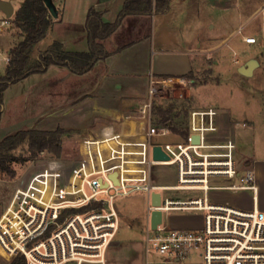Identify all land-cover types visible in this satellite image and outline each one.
Here are the masks:
<instances>
[{"label":"built area","instance_id":"obj_1","mask_svg":"<svg viewBox=\"0 0 264 264\" xmlns=\"http://www.w3.org/2000/svg\"><path fill=\"white\" fill-rule=\"evenodd\" d=\"M7 26L12 23L5 17L0 32ZM244 41L256 43L254 37ZM172 80L150 75L147 100L127 117L142 122L141 129L131 132L126 122L114 124L84 139L81 159L69 172L54 162L15 190L0 218V248L11 259L108 264L121 222L117 200L144 194L147 257L183 264L197 253L203 264H264L263 188L252 169L239 168L235 140L218 136V111L192 110L181 143H158L181 136L170 126L156 127L153 118L154 102ZM193 136L200 142L193 143ZM156 146L168 161L154 159ZM165 166L177 168L176 185L154 183V169ZM154 193L161 195L158 207L152 204ZM154 211L162 213L156 230L151 227Z\"/></svg>","mask_w":264,"mask_h":264},{"label":"rangeland","instance_id":"obj_2","mask_svg":"<svg viewBox=\"0 0 264 264\" xmlns=\"http://www.w3.org/2000/svg\"><path fill=\"white\" fill-rule=\"evenodd\" d=\"M12 1L16 7H21L23 3V0ZM123 1L111 0L109 4L101 6L100 0H69L65 22L55 25L54 32H50L47 38L35 47L32 59H36L47 48L54 36L62 33L67 34L68 37L76 35L79 38L76 43L68 44L69 49L72 47L84 49L85 38H82L81 31L85 30L82 22L85 20L86 8L93 5L98 6L96 10L94 9L95 11L98 8L107 10L108 21L113 20L114 15H119L123 9ZM4 18L5 14L0 10V21ZM55 19L53 17V22ZM258 25L259 21L253 19L249 22L248 29L254 32ZM159 31L158 27V33ZM253 34L259 36L256 32ZM19 35L18 30L8 26L5 32H0V75L6 71L8 64L5 59L8 58L9 50L22 40ZM254 53L255 51L250 50L232 58L230 56L233 53L230 54L227 66L222 65L226 67L223 69L224 80L216 75L214 59L208 62L206 58L195 68L191 77L173 78L168 87L157 96L154 102L153 118L155 126L159 128L164 126L166 120H169L171 126L181 131V136L163 138L158 143L162 145L181 143L186 136L190 112L198 108H215L221 113L218 120L222 115L226 119L233 120L234 130L230 131L227 127L225 132L219 131L218 136L224 138L232 133L237 145L239 168L245 170L249 160L253 157L258 158L257 147L255 148L251 138L250 140L246 137L249 128L243 127L248 110L245 109L240 92H235L238 87L248 86L252 79L240 76L239 72L231 78L232 70L229 71V66L231 68L236 66L235 60L238 59L242 63L247 55ZM65 69L68 70L66 74L57 68H52L45 74L36 75L27 81L10 86L3 94L0 141L21 130L58 132L59 135L55 141L38 149L33 148L26 141L12 152L15 157L12 163L14 176L0 173V218L9 206L15 190L31 175L54 162L66 173L69 172L81 159L80 148L84 139L99 135L114 124L133 121L127 120V117L135 115L138 106L147 100L148 79L147 81L143 79L141 86H134L135 89L140 88L141 93L135 96L133 91L125 96L124 90L114 87L112 79L100 78L98 68L87 76L75 75L69 69ZM114 101L119 104H111ZM154 177L155 184L176 185L177 168L175 166L156 167ZM116 206L120 212L121 222L119 231L108 250V264H147V260L151 264H159V258L156 255L150 254L147 257L146 253V196L137 194L119 198ZM190 220L182 218L183 222ZM17 257L11 259L0 248V264H12ZM183 264H203V261L196 253Z\"/></svg>","mask_w":264,"mask_h":264},{"label":"crops","instance_id":"obj_3","mask_svg":"<svg viewBox=\"0 0 264 264\" xmlns=\"http://www.w3.org/2000/svg\"><path fill=\"white\" fill-rule=\"evenodd\" d=\"M5 1L13 4L15 13L19 10L20 7H16L12 0ZM126 1L124 0L123 4ZM157 1L153 0L150 14L125 17L117 31L103 41L109 56L98 61L90 72L81 76L90 75L98 68L101 79H112L114 87L124 90L125 96L133 91L136 96L142 90L135 89L134 86H141V81H147V79L149 81L151 74L157 78H188L205 58L208 62L214 59L216 75L224 80L223 69L226 67L222 65H226L230 54L233 53L230 56L232 58L250 50L255 51L253 55H247L242 63L238 59L235 60L236 66L233 68L229 66V71L232 70L230 76L233 78L238 74L239 68L247 62L257 63L253 76L248 78L252 79L250 84L238 87L235 92H240L245 109L248 110L243 127L249 128L246 137L251 138L255 148L257 147L258 158L253 157L249 160L247 167L254 171L257 182L262 186L264 201V0H167L168 7L161 13L156 11ZM68 2L69 0H53L58 17L53 22L49 33L54 32L55 25L65 22ZM109 2L111 0H100L101 6ZM97 7L90 5L86 8L85 20L82 22L85 30L81 31L82 38H85L84 49H77V47L69 49L68 44L76 43L79 38L76 35L68 37L67 34L62 33L54 36L44 51L53 43L61 42L66 50L87 52L89 49L86 30L87 15L91 9L96 10ZM106 11L99 8L97 10L104 22H114L117 15L113 16V20L107 21ZM253 19L259 21L258 28L254 32L248 29L249 22ZM255 32L259 36L253 34ZM19 37L21 38L20 35ZM250 37L256 39L255 44H247L244 41L245 38ZM52 68H57L65 74L68 71L66 67L59 66H52L48 71ZM36 75L41 74L32 75L21 82ZM143 92L146 93V91ZM111 104L117 105L119 102L114 101ZM220 114L218 111V117ZM232 123V119H226L222 115L218 120L219 131L225 132L227 127L230 131L234 130ZM124 126L133 132L141 129L143 123L129 121ZM229 135L224 138L235 140L232 133ZM80 152H82V146Z\"/></svg>","mask_w":264,"mask_h":264},{"label":"trees","instance_id":"obj_4","mask_svg":"<svg viewBox=\"0 0 264 264\" xmlns=\"http://www.w3.org/2000/svg\"><path fill=\"white\" fill-rule=\"evenodd\" d=\"M168 7L167 0L157 1V13ZM153 0H127L122 11L112 23L104 22L102 15L91 9L86 20L89 49L87 52L68 51L61 42L53 43L36 59H32L35 47L44 40L53 24V17L43 0H23L19 10L11 19L12 28L20 32L22 40L9 51L10 62L6 71L0 75V118L3 111V94L14 84L35 75L46 73L52 66L66 67L75 75L90 72L96 63L109 56L103 41L113 35L129 15H147L152 12ZM191 77V76H190ZM189 78V77H188ZM164 126H170L174 132H181L171 126L169 120ZM58 132H40L21 130L0 141V173L14 176L12 163L15 157L12 152L22 143L28 141L33 148L46 146L55 141ZM12 264H27L23 256H18Z\"/></svg>","mask_w":264,"mask_h":264},{"label":"water","instance_id":"obj_5","mask_svg":"<svg viewBox=\"0 0 264 264\" xmlns=\"http://www.w3.org/2000/svg\"><path fill=\"white\" fill-rule=\"evenodd\" d=\"M46 7L49 9L52 17L57 18L58 17V11L53 3V0H43ZM0 10L5 14V17L8 19H12L15 15V9L11 2L0 0ZM257 66V63L255 61H249L244 66L239 68L238 72L244 76V77H252L254 70ZM200 137L199 136H193V143H199ZM154 159L156 161H168L169 157L162 151L161 147L156 146L154 147ZM116 179V177H115ZM117 181V179H116ZM161 203V195L158 193H154L152 195V204L156 207H158ZM162 222V213L159 211H154L152 213L151 218V227L153 230L157 229V226Z\"/></svg>","mask_w":264,"mask_h":264}]
</instances>
